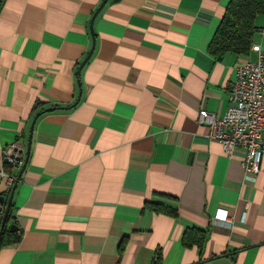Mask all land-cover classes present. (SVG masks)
<instances>
[{
	"label": "crops",
	"instance_id": "1",
	"mask_svg": "<svg viewBox=\"0 0 264 264\" xmlns=\"http://www.w3.org/2000/svg\"><path fill=\"white\" fill-rule=\"evenodd\" d=\"M103 1L0 0V172L30 145L0 264H264V157L248 182L244 151L197 122L257 59L208 52L231 0H108L93 18ZM12 188L0 177L2 213Z\"/></svg>",
	"mask_w": 264,
	"mask_h": 264
},
{
	"label": "built area",
	"instance_id": "2",
	"mask_svg": "<svg viewBox=\"0 0 264 264\" xmlns=\"http://www.w3.org/2000/svg\"><path fill=\"white\" fill-rule=\"evenodd\" d=\"M251 49L257 53V59L237 68L224 116L219 117L203 109L197 118V122L207 130V140L221 144L229 155L237 149L244 151L241 165L248 182H254L260 174L264 157V49L259 45H252ZM3 156L5 167H10L11 171L4 168L0 177L10 188L17 182L18 172L25 161L24 148L13 144L4 150ZM224 212V216L219 213L215 219L222 223L230 222L228 212ZM245 219L246 213L242 217L243 221Z\"/></svg>",
	"mask_w": 264,
	"mask_h": 264
},
{
	"label": "trees",
	"instance_id": "3",
	"mask_svg": "<svg viewBox=\"0 0 264 264\" xmlns=\"http://www.w3.org/2000/svg\"><path fill=\"white\" fill-rule=\"evenodd\" d=\"M264 16V0H231L226 8L221 23L214 34L208 52L220 58L226 54H235L239 57H247L254 43L256 33V18ZM6 170L11 171L6 166ZM156 212H165V209L158 205H151ZM6 208V205H5ZM166 211L173 217H177L176 211ZM14 207L10 206L7 222L0 239V249L20 241L19 232L12 233L10 226L13 225ZM206 241L205 231L190 228L187 229L182 237V243L185 247L201 248ZM161 260L158 256L157 262Z\"/></svg>",
	"mask_w": 264,
	"mask_h": 264
},
{
	"label": "water",
	"instance_id": "4",
	"mask_svg": "<svg viewBox=\"0 0 264 264\" xmlns=\"http://www.w3.org/2000/svg\"><path fill=\"white\" fill-rule=\"evenodd\" d=\"M107 1L108 0H104L102 2V4L100 5V7L98 8V10L95 12L93 18H95L98 15V13L102 10V8L105 6V4L107 3ZM91 54H92V52H91ZM90 55L86 58V60L83 62L82 65H84L88 61ZM29 151H30V145L27 148L25 161H24L23 166H22V168H21V170H20V172L18 174L17 182L19 181L22 173L24 172V170L26 168V164H27V161H28ZM16 183L13 185V188H12V191H11V195H10V197L7 200L6 208H5V210H4L3 213H2V210L0 208V215H2V220H1V225H0V239H1V235L3 233V230H4L5 225H6V222H7V218H8V213H9L10 206L12 205V199H13L14 191L16 189ZM5 201H6V197L0 195V205H4ZM10 231L12 233L18 232V227L15 224H13V225L10 226Z\"/></svg>",
	"mask_w": 264,
	"mask_h": 264
},
{
	"label": "rangeland",
	"instance_id": "5",
	"mask_svg": "<svg viewBox=\"0 0 264 264\" xmlns=\"http://www.w3.org/2000/svg\"><path fill=\"white\" fill-rule=\"evenodd\" d=\"M256 25H257V27H259L260 30H258L255 34V43L254 44H257V43L260 44L261 37L264 40V16H262V15L260 16L259 21H256ZM262 47L264 49V44L262 45Z\"/></svg>",
	"mask_w": 264,
	"mask_h": 264
}]
</instances>
